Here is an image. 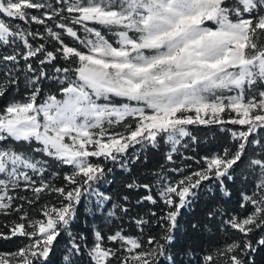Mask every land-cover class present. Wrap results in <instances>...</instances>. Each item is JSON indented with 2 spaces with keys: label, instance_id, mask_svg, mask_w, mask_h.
<instances>
[{
  "label": "snow or ice",
  "instance_id": "1",
  "mask_svg": "<svg viewBox=\"0 0 264 264\" xmlns=\"http://www.w3.org/2000/svg\"><path fill=\"white\" fill-rule=\"evenodd\" d=\"M0 101V240L22 238L0 264H256L264 0H0ZM197 124L230 146L177 166ZM161 142L163 163L109 190ZM206 182L239 211L206 207L176 251Z\"/></svg>",
  "mask_w": 264,
  "mask_h": 264
},
{
  "label": "trees",
  "instance_id": "2",
  "mask_svg": "<svg viewBox=\"0 0 264 264\" xmlns=\"http://www.w3.org/2000/svg\"><path fill=\"white\" fill-rule=\"evenodd\" d=\"M112 41L114 42L116 37L112 36L110 33L107 34ZM3 101H0L2 104ZM229 128L238 129L239 125H227ZM189 131L193 136L196 137V142H193L190 138H185L188 142L189 147L185 150L182 149V152L185 156L192 157L191 160H184L180 156H177L175 164L177 166H183L185 164H191L192 169L197 167L196 160H199L200 157L210 155L212 153L221 152L225 146H230V133L221 131L220 125H189ZM120 130V129H117ZM168 150V146L162 142L158 145L157 148H151L150 146L145 149V152L148 156V164L143 165L138 163L136 165H131V172H125L119 167H114L113 172L109 175V179H113V183L109 187L110 191H122V185L129 181L132 178L143 179L145 173L149 169L157 168L159 164L164 162V153ZM95 159V158H93ZM110 167H113L111 164ZM62 176V174H61ZM209 185L205 183V187L201 192L200 200L196 204L195 212L184 214L179 218L180 223L176 231V243L175 250L179 251L182 247L191 243L193 237L191 235L190 229L188 227L189 221L193 218H200L203 214V211L206 207L217 205L229 211L235 209L239 211L238 205L236 204L237 197L233 195L231 198L220 197L218 190L213 193H209L207 188ZM215 188V185H212ZM147 209H141V213L146 212ZM147 218V217H146ZM15 219V217H2L0 216V231H6L4 225L9 221ZM99 223V221H97ZM125 230L130 234H137V230L134 226H129V222L125 220L123 225ZM158 231V230H157ZM147 234V227L145 228ZM155 234V233H153ZM146 239V235H145ZM19 246H22V238H14L12 240L4 241L0 240V253H7L15 251ZM256 264H264V250H260L255 254Z\"/></svg>",
  "mask_w": 264,
  "mask_h": 264
},
{
  "label": "rangeland",
  "instance_id": "3",
  "mask_svg": "<svg viewBox=\"0 0 264 264\" xmlns=\"http://www.w3.org/2000/svg\"><path fill=\"white\" fill-rule=\"evenodd\" d=\"M233 115H235V114H233Z\"/></svg>",
  "mask_w": 264,
  "mask_h": 264
}]
</instances>
